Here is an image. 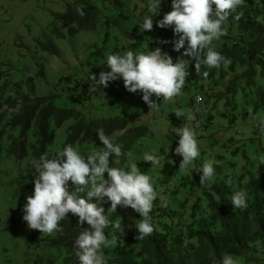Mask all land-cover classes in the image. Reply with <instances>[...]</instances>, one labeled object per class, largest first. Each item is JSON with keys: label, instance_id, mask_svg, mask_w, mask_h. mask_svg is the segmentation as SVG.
Instances as JSON below:
<instances>
[{"label": "rangeland", "instance_id": "374dc122", "mask_svg": "<svg viewBox=\"0 0 264 264\" xmlns=\"http://www.w3.org/2000/svg\"><path fill=\"white\" fill-rule=\"evenodd\" d=\"M77 1L0 0V264H30L23 208L27 197L33 194L34 176L29 156L15 151L21 139V125L15 119L21 108L16 104L23 98L34 100L55 94L61 89L58 81L62 77L73 76V83L63 86L65 91L76 97L83 95V105L100 117L138 113L136 126L146 127L147 133L137 140L131 152L132 161L139 163V170L144 169L141 157L145 153L158 155L163 149L160 160L168 158L175 166L172 182L180 184L184 178L188 180L179 195L183 200L188 198L187 205L202 197L213 184L223 182L226 176H230V187L237 186L243 174L248 181L250 174L255 175L264 166V137L255 127L256 121L264 117V109L259 107L262 94L259 96L247 82H241L237 92H232L235 85L229 70L231 58L219 68L202 67L200 75L189 59L190 75L180 95L151 113L142 93L127 91L122 80L110 82L103 93H90L89 73L99 78L101 71L108 70L103 66L108 55L125 54L128 50L147 52L160 47L175 62L184 50L173 51L171 40L176 37L171 28L161 29L154 23L151 31L140 29L143 16L154 14L149 12L150 0H120L124 5L121 7L114 0H91L99 19H94L89 28L74 31L76 24L64 27L58 15ZM170 4L171 0H163L154 21L172 10ZM83 22L81 17L80 23ZM57 31L64 36L58 37ZM158 33L171 38L168 35L155 38ZM139 38L140 44L132 47ZM214 41L212 46L219 50L221 41ZM46 46L56 53L45 49ZM97 49H103L100 56L93 55ZM204 71L208 72L207 77L202 74ZM29 77L35 79L33 92L27 84L22 85ZM177 109L191 110L195 117L192 121L180 119V126L187 125L193 130L200 150L189 169H180L182 156L175 153L180 137L174 133L177 127L171 125L170 118ZM205 162L213 164L215 175L201 185L202 173L195 170ZM158 190L161 192L162 188ZM170 207L183 212L175 204L174 196L170 198Z\"/></svg>", "mask_w": 264, "mask_h": 264}, {"label": "trees", "instance_id": "16d2710c", "mask_svg": "<svg viewBox=\"0 0 264 264\" xmlns=\"http://www.w3.org/2000/svg\"><path fill=\"white\" fill-rule=\"evenodd\" d=\"M114 3L120 7L123 5L120 0H114ZM237 14L241 15L239 20L234 18ZM121 16L125 17L123 14ZM81 17H84L83 23H80ZM99 17L91 0H78L75 6H68L64 14L58 15L64 27L76 24L72 28L74 31L91 27L89 24ZM106 25L109 28L108 22ZM222 27L224 35L216 40L221 42L219 50H215L224 60L232 59L229 66L235 85L232 92H237L241 82H247L256 89L259 96L262 94L259 107L264 109V0H247ZM167 35L158 33L154 37L165 38ZM57 36L63 37L64 34L57 31ZM168 38L171 37L168 35ZM139 41L140 38L132 47L139 45ZM45 49L56 53L51 46ZM102 52L103 49H97L93 55L100 56ZM73 81V76L62 77L58 81L61 89L55 94L36 97L34 100L23 98L16 104L21 108L15 118L21 125V139L15 151L20 150L23 156H29L30 167L33 160L41 155L47 154L52 158L68 145L86 156L103 147L97 133L102 128L111 140L114 138V143L122 147L121 157H110V167L127 169L134 164L131 152L137 140L147 133L146 127L136 126L138 113L124 117L120 114L112 118L100 117L83 105V95L76 97L65 91L63 86L71 85ZM34 82L35 79L29 77L22 85L27 84L33 92ZM258 82L260 85H257ZM170 119L172 126H180L181 121L176 115ZM162 152L163 149L157 156L160 157ZM140 161L141 166L146 168L139 171L150 177L154 191L158 194L155 207L150 213L154 231L138 241L136 222L141 219L140 215L130 206H118L116 212H109L110 220L113 223L119 222L123 231L106 229L109 238L114 237L116 241L103 249L106 264H220L225 254L231 255L236 264H264V166H260L255 175L250 174L248 181L243 174L237 186L230 187V176H226L223 182L213 184L202 197L187 205L188 198L183 200L179 195L188 180L184 178L186 181L180 184L179 181L172 182L175 166L168 158L161 159L156 168H152L150 162L143 161L142 157ZM105 178H108L107 173ZM159 187L162 188L161 192ZM68 189L75 192L76 186L69 181ZM240 190L247 194L246 209H234L228 199ZM80 195L86 198V193ZM160 195L166 197V202L159 200ZM171 196H174L178 208L183 209L182 213L171 209ZM92 202H96L95 198ZM98 206L104 207L107 214L110 202ZM77 220V217L69 213V218L61 221L60 228L52 234L43 235L39 230H29L27 227L28 262L79 264L74 247V241L81 231ZM83 227L90 226L85 222Z\"/></svg>", "mask_w": 264, "mask_h": 264}, {"label": "clouds", "instance_id": "9594fccd", "mask_svg": "<svg viewBox=\"0 0 264 264\" xmlns=\"http://www.w3.org/2000/svg\"><path fill=\"white\" fill-rule=\"evenodd\" d=\"M246 2L171 0L172 10L164 14L162 19L154 21L153 17L160 14L163 0H150L149 12L154 14L143 16L140 29L143 32L151 31L154 23L161 29L171 28L176 37L171 42L173 51L181 53V49H184L183 53L175 62L160 47L147 52L134 53L128 50L125 54L108 55L103 65L108 70L101 71L99 78L89 73V92L103 93L102 90L108 88L110 82L122 80L127 91L142 93L149 113L156 111L161 104L180 95L190 75L187 65L189 59L193 61L198 75L202 67H220L224 57L212 47L213 41L224 35L223 23ZM80 14L83 15V12ZM234 18L239 20L241 15L237 14ZM202 74L208 76L207 71ZM174 113L178 119L192 121L195 118L191 110L177 109ZM255 127L258 134L264 137V117L256 121ZM97 133L103 144L98 151L82 156L68 145L52 158L43 154L33 160L34 191L27 197L23 208V220L27 222L28 229L39 230L43 235L57 231L60 222L69 218V213L77 217L81 231L74 241V247L79 264H106L103 249L116 243L114 237L110 239L109 234H106V229L123 231L121 224L113 223L109 217V212H116L118 206H130L140 215L141 219L136 222L138 241L154 231L150 213L158 194L154 191L153 182L148 175L139 171L137 163L127 169L110 167V157H121L122 147L114 143L102 128ZM174 133L180 137L179 146L175 148L176 155L182 156L180 169H189L200 155L196 136L187 125L177 127ZM143 161L150 162L152 168L160 165V158L155 154L145 153ZM195 171L202 173L201 185L213 180L215 175L213 164L208 162ZM105 173L108 174L107 179ZM69 181L76 186L75 192L69 191ZM80 193H86V198ZM93 198L96 202H92ZM228 199L234 209L248 207L247 194L243 190L234 192ZM159 200L166 202V197L160 195ZM104 202H110L107 214L104 207L98 206ZM85 222L90 227H83ZM220 264H236V261L231 255L225 254Z\"/></svg>", "mask_w": 264, "mask_h": 264}]
</instances>
